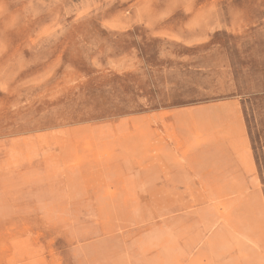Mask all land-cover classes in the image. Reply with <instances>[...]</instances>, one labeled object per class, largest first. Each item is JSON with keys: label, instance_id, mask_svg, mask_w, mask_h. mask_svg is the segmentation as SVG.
<instances>
[{"label": "rangeland", "instance_id": "rangeland-1", "mask_svg": "<svg viewBox=\"0 0 264 264\" xmlns=\"http://www.w3.org/2000/svg\"><path fill=\"white\" fill-rule=\"evenodd\" d=\"M0 264H264V0H0Z\"/></svg>", "mask_w": 264, "mask_h": 264}, {"label": "bare ground", "instance_id": "bare-ground-1", "mask_svg": "<svg viewBox=\"0 0 264 264\" xmlns=\"http://www.w3.org/2000/svg\"><path fill=\"white\" fill-rule=\"evenodd\" d=\"M53 24V23H52Z\"/></svg>", "mask_w": 264, "mask_h": 264}]
</instances>
